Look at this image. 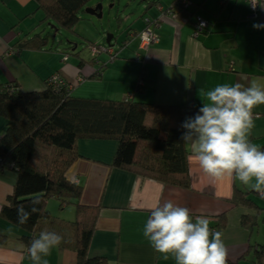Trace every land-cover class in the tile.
Masks as SVG:
<instances>
[{
	"label": "crops",
	"instance_id": "crops-1",
	"mask_svg": "<svg viewBox=\"0 0 264 264\" xmlns=\"http://www.w3.org/2000/svg\"><path fill=\"white\" fill-rule=\"evenodd\" d=\"M187 1V7L182 0L142 1V21L129 24L120 52L116 51L101 75L93 76L106 57L94 56L87 61L80 53L71 56L59 49L61 42L51 39L56 32L46 27L51 22L44 18L35 0H0V85L15 84L22 91H37L45 89L47 80L56 74L71 86L74 96L123 100L131 94L137 102L178 104L182 106L183 121L194 117L203 106V92L217 85L239 82L247 86L256 82L264 86V0H259L257 17H251L246 0ZM169 10L175 15L170 16ZM161 13L159 25L153 27L156 41L142 47L137 33L145 27L144 18L154 19ZM195 15L208 22L206 30L196 36ZM36 34L47 35L45 47H16L17 41ZM252 111L254 127L248 139L264 150V104ZM5 127L6 121L0 116V136ZM185 147L189 188L111 166L114 140L76 141V157L65 175L82 187L79 203L99 207L89 257H102L103 264H175L171 257L162 259L143 235L152 206L170 201L187 207L193 218L205 216L210 220V229L222 234L226 260L264 264V195L232 177L217 180L208 176L195 161L190 144L185 143ZM15 177L12 168L0 169V209L12 191ZM235 189L246 192L258 208L234 205L230 198ZM52 199L56 198L47 201L52 218L39 221L35 232L39 235L50 231L63 237L45 257L48 264H76L71 224L75 207L67 204L62 211L54 212L52 205L48 206ZM223 213L226 224L217 228ZM244 215L256 218L257 224L251 229L244 227ZM26 233L0 215V237L4 238L0 241V264H32L28 246L21 239Z\"/></svg>",
	"mask_w": 264,
	"mask_h": 264
},
{
	"label": "trees",
	"instance_id": "trees-1",
	"mask_svg": "<svg viewBox=\"0 0 264 264\" xmlns=\"http://www.w3.org/2000/svg\"><path fill=\"white\" fill-rule=\"evenodd\" d=\"M35 1L44 18L54 25V32H74L79 13L91 0ZM15 45L19 49L43 48L47 45V35L36 34ZM106 65L102 64L100 73ZM46 85L37 91H22L15 84L0 85V116L6 121L0 136V158L2 167H10L16 174L0 215L27 232L21 239L29 246L34 237H39L35 232L37 223L52 218L47 209L50 198L59 200L61 208L73 204L75 216L71 224L75 232L76 264H103L102 257H89L87 253L99 207L79 203L82 187L65 175L76 157L75 143L79 139L114 140L116 148L111 166L189 188L188 151L181 140L182 106L79 97L66 91L70 86L66 82L60 89L48 84V80ZM230 201L234 205L258 208L246 192L238 189ZM20 205L28 211L33 206L37 209L25 224L17 222ZM262 211L264 222V208ZM225 224L223 213L217 228ZM241 224L251 229L257 224L256 218L244 215ZM3 240L1 236L0 241ZM261 249L264 251V244ZM226 264L243 263L226 260Z\"/></svg>",
	"mask_w": 264,
	"mask_h": 264
},
{
	"label": "clouds",
	"instance_id": "clouds-1",
	"mask_svg": "<svg viewBox=\"0 0 264 264\" xmlns=\"http://www.w3.org/2000/svg\"><path fill=\"white\" fill-rule=\"evenodd\" d=\"M203 97V106L194 117L181 123L186 130L181 140L190 144L195 161L208 176L232 177L264 195V150L248 139L254 127L252 110L264 104V86L225 83L203 92ZM35 211L34 206L28 211L20 205L17 222L25 224ZM209 225L207 217L193 218L187 207L157 202L150 209L143 235L162 259L171 257L175 264H226L222 234ZM62 240L58 233L40 232L29 243L28 258L32 264H48L45 257Z\"/></svg>",
	"mask_w": 264,
	"mask_h": 264
},
{
	"label": "rangeland",
	"instance_id": "rangeland-1",
	"mask_svg": "<svg viewBox=\"0 0 264 264\" xmlns=\"http://www.w3.org/2000/svg\"><path fill=\"white\" fill-rule=\"evenodd\" d=\"M99 1H103L101 16L98 17L85 12L86 7H93ZM141 2L142 0H91L79 13V20L74 26V32L59 30L54 37L51 36V39L55 38L57 44L61 42V45L57 47L68 52L71 56H73V52L80 53L87 61H91L94 56H102L106 57L103 63H107L110 61V55L105 50L108 48L106 38L110 34L113 35L111 48L119 53L129 24L134 21H142L144 9L141 7ZM117 17L122 20L118 21ZM46 27L48 30L52 29L49 24ZM58 41L60 42L58 43ZM90 43L98 46L100 52L94 54ZM74 45L76 46L74 47ZM49 205H52L54 212H60L64 209V207L63 209L60 207L57 199L50 200Z\"/></svg>",
	"mask_w": 264,
	"mask_h": 264
},
{
	"label": "built area",
	"instance_id": "built-area-1",
	"mask_svg": "<svg viewBox=\"0 0 264 264\" xmlns=\"http://www.w3.org/2000/svg\"><path fill=\"white\" fill-rule=\"evenodd\" d=\"M248 2L250 11H251V17H257L259 15V0H246ZM182 4L184 7H187L190 3L187 0H182ZM170 16H174V12L170 11ZM163 14L161 13L158 17L151 19L149 17L144 18L145 27L137 33V37L139 39V42L142 47H146L151 42L156 41L157 37L153 32V27L159 25V20L162 19ZM208 26V22L202 18L200 15H195V29H194V36L197 34L203 32L206 30ZM98 47V46H97ZM94 44L91 45V50L94 54L99 53L100 50L97 48ZM106 52L110 55V61H112L115 56L117 55L116 51L109 46L105 49ZM67 58V55H64V59ZM108 63V62H107ZM105 63V64H107ZM101 73L99 71L95 72V76H99ZM48 84L53 86L55 89H60L62 87H65V81L60 78L58 75L54 74L48 79ZM71 86L66 87V91H70ZM132 98L131 94H127L124 98V100H129ZM2 168V160L0 158V169Z\"/></svg>",
	"mask_w": 264,
	"mask_h": 264
},
{
	"label": "water",
	"instance_id": "water-1",
	"mask_svg": "<svg viewBox=\"0 0 264 264\" xmlns=\"http://www.w3.org/2000/svg\"><path fill=\"white\" fill-rule=\"evenodd\" d=\"M144 1V0H142ZM148 1V0H147ZM151 1V0H149ZM102 8H103V1H99L95 6H91V7H86L85 8V12L89 13V14H92V15H96V16H101V11H102ZM117 18H120V17H117ZM51 25L52 28H54V25L53 24H49ZM113 38V35L110 34L108 35V37L106 38V43H107V46H111V39Z\"/></svg>",
	"mask_w": 264,
	"mask_h": 264
}]
</instances>
